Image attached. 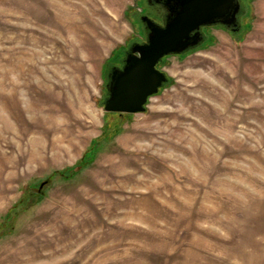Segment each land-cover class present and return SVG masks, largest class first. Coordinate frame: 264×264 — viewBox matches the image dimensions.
<instances>
[{
    "label": "rangeland",
    "instance_id": "374dc122",
    "mask_svg": "<svg viewBox=\"0 0 264 264\" xmlns=\"http://www.w3.org/2000/svg\"><path fill=\"white\" fill-rule=\"evenodd\" d=\"M141 1L0 0V264H264V0L106 113Z\"/></svg>",
    "mask_w": 264,
    "mask_h": 264
},
{
    "label": "water",
    "instance_id": "95a60500",
    "mask_svg": "<svg viewBox=\"0 0 264 264\" xmlns=\"http://www.w3.org/2000/svg\"><path fill=\"white\" fill-rule=\"evenodd\" d=\"M165 5L169 13L165 25L145 18L149 32L146 43L132 45L121 68L110 67L102 102L104 112L144 113L148 101L169 83L167 75L158 69L162 61L202 45L203 28L227 30L235 25L240 10L238 0H166Z\"/></svg>",
    "mask_w": 264,
    "mask_h": 264
},
{
    "label": "flooded vegetation",
    "instance_id": "af4514ba",
    "mask_svg": "<svg viewBox=\"0 0 264 264\" xmlns=\"http://www.w3.org/2000/svg\"><path fill=\"white\" fill-rule=\"evenodd\" d=\"M165 1L166 0H142L141 1L142 6H143V10L141 12L137 13L136 18H137V22L140 24V28H141V34L140 35H141L142 39L138 40L136 42H132L130 44L128 50L124 53V56L129 51V49L132 45H136V44L142 45V44L146 43L147 36H148L149 32L146 29V24L143 22V20L145 18H148L149 20H151L152 22H154L155 24H157L161 27H163L165 25V23L168 19V16H169L168 9L165 5ZM245 1L246 0H238V3L240 5V10L236 16L235 25L230 26L227 29V31H229L232 34H238L241 31V27L239 26V24L241 25V21L245 17V13H246V11H245V3L246 2ZM208 29H210V28L201 29V33H202V37H203V43L206 41L205 30H208ZM201 46L202 45L198 46L197 48H200ZM197 48H195V49H197ZM195 49L189 50L187 53L192 52ZM187 53H185V54H187ZM123 59L121 60V63H122ZM163 61H162V63H163ZM121 66H122V64H121ZM121 66H119L118 68H121ZM112 67H117V66H112ZM109 69H108V71H109ZM108 71H107V73H108ZM106 77H107V75H106ZM105 86H106V80H105ZM104 95H105V87H104ZM104 95H103V98H104Z\"/></svg>",
    "mask_w": 264,
    "mask_h": 264
},
{
    "label": "trees",
    "instance_id": "16d2710c",
    "mask_svg": "<svg viewBox=\"0 0 264 264\" xmlns=\"http://www.w3.org/2000/svg\"><path fill=\"white\" fill-rule=\"evenodd\" d=\"M56 175L61 176L60 174H56ZM27 199H30V198H27ZM26 201H28V200H26V199L24 198V199H23V203L26 202ZM9 217H10V216H8L7 219H9ZM1 227H3V225H2Z\"/></svg>",
    "mask_w": 264,
    "mask_h": 264
}]
</instances>
